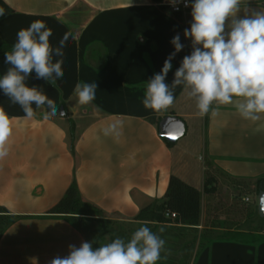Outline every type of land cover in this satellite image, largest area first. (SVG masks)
Instances as JSON below:
<instances>
[{
  "label": "crops",
  "instance_id": "0c3cea01",
  "mask_svg": "<svg viewBox=\"0 0 264 264\" xmlns=\"http://www.w3.org/2000/svg\"><path fill=\"white\" fill-rule=\"evenodd\" d=\"M3 1L13 12L0 19V50L11 48L0 51V77L10 67L4 53L12 50L18 31L31 22L42 20L51 29L53 48L65 33L71 35L63 57L53 58L63 60V77L56 87L36 79L34 72L25 81L58 109L62 107L66 116L45 120L46 106L33 105L36 116L28 119L18 104L0 93V109L14 129L9 155L0 159V206L22 216L0 236V264H49L56 256H67L69 245L79 247L86 241L65 218L46 215L73 175L74 160L67 145L70 121L75 126L78 189L106 219L143 224L134 220L139 209L164 196L172 174L201 192L199 223L151 225V229L158 234L165 230L166 244H189L186 264H264V241L209 236L221 228L207 224L206 211V204L217 199L221 178L241 185L250 181L254 190V181L264 176V114L258 121L245 120L233 105H223L201 117L182 86L174 90V104L166 111L154 112L142 103L147 81L160 73L175 51L172 38L182 36L184 48L172 59L166 83L171 85L183 57L192 52L183 27L188 9L179 19L151 0ZM263 1L246 0L250 8L260 11H264ZM82 82L98 85L96 98L83 106L74 92ZM166 115L180 118L186 127L184 138L172 146L146 120ZM114 121L121 122V135L105 136L103 129ZM206 169L216 177L211 194L203 192ZM245 199L254 211L257 199Z\"/></svg>",
  "mask_w": 264,
  "mask_h": 264
},
{
  "label": "clouds",
  "instance_id": "9594fccd",
  "mask_svg": "<svg viewBox=\"0 0 264 264\" xmlns=\"http://www.w3.org/2000/svg\"><path fill=\"white\" fill-rule=\"evenodd\" d=\"M170 2L173 6L183 2L185 7H191L192 22L184 36L191 39L192 52L183 57L171 85L166 83L172 59L184 48L179 34L172 38L175 51L166 58L160 73L147 81L143 106L154 112L166 111L174 104V90L182 86L187 98L195 101L201 117L219 106L233 105L243 119L258 121L264 114V11L250 8L246 0ZM241 11L245 13L242 17L238 15ZM3 15L5 10L0 8ZM51 35L44 21L35 20L27 29L18 31L12 50L4 53L10 67L0 77V93L18 104L28 119L36 116L33 105L36 109L46 106L45 120L67 115L42 91L25 82L34 72L36 79L56 87L57 80L63 77V60L54 62L53 58L63 57L71 33H65L55 48L50 44ZM97 88L95 82L77 83L74 92L78 103L90 104ZM121 128V122L114 121L103 129V134L118 138ZM13 130L12 120L0 109V159L9 155ZM165 243L144 225L127 242L117 237L97 248L88 241L79 247L69 245L67 256H56L49 264H157L161 253L168 252Z\"/></svg>",
  "mask_w": 264,
  "mask_h": 264
},
{
  "label": "trees",
  "instance_id": "16d2710c",
  "mask_svg": "<svg viewBox=\"0 0 264 264\" xmlns=\"http://www.w3.org/2000/svg\"><path fill=\"white\" fill-rule=\"evenodd\" d=\"M155 3L161 10H168L161 2L162 0H151ZM192 0H190L191 4ZM261 3H264L261 2ZM0 8L5 10V15L0 16V19L9 15L13 12L12 8L9 7L7 3L3 0H0ZM189 14L187 15L186 22L184 24V30L190 28L192 16H191V7L188 8ZM180 17V13H176ZM181 19V17L179 18ZM191 45V39H190ZM192 48V46H191ZM11 49L10 47H2V51ZM146 120L157 126L158 132L159 126L158 123L161 120L160 117L149 116ZM161 136V135H160ZM161 138L167 146H172L173 143L167 142L162 136ZM75 126L72 121L69 122L67 129V145L69 152L74 160L73 175L69 185L64 191L63 195L59 200L52 205L46 212L47 216L51 217H63L65 218L76 230L83 234L86 241L91 242L93 248H97L104 244L110 243L115 238L119 237L124 239L126 242L130 240L131 235H127L126 231L120 232L117 236L110 233L108 225L110 223H116L115 221L105 218L103 211L94 203L86 200L81 195L77 182L75 179V168L77 165V153L75 150ZM216 182V177L212 174H208V170L205 171V181L203 192L211 194L215 191L216 187L214 183ZM255 191L258 192L260 188H264V176L257 178L254 181ZM255 213H257L255 208ZM174 213L175 217L170 218L165 214ZM201 215V192L185 183L179 177L175 175H170L168 180V185L164 196L160 199H154L147 205L141 207L135 216L134 220L143 223L150 227V225H162V224H179L181 226H196L199 223ZM22 216L14 215L9 213L7 209L3 206H0V236L4 231L18 218ZM260 221L264 223V218H260ZM153 228V227H152ZM151 229V228H150ZM175 230H180V228H174ZM152 232H155V229H151ZM165 230L161 231V235L164 234ZM257 236H252V233H243L236 232V236H250L254 240H241V241H255L262 242L264 241V232H255ZM105 235H109L110 240L104 241ZM181 234H176V237H179ZM180 248L182 256L188 253L189 244H170L172 250H175V247ZM175 246V247H174ZM165 248L167 245L165 244ZM163 253H161V256ZM163 257V256H162ZM169 260L173 263L174 256L171 254ZM171 263V264H172ZM157 264H165L163 260L157 262Z\"/></svg>",
  "mask_w": 264,
  "mask_h": 264
},
{
  "label": "rangeland",
  "instance_id": "374dc122",
  "mask_svg": "<svg viewBox=\"0 0 264 264\" xmlns=\"http://www.w3.org/2000/svg\"><path fill=\"white\" fill-rule=\"evenodd\" d=\"M181 137L179 140H182ZM240 185L236 187V183ZM244 185H241L240 181L235 179L223 177L219 180V185L217 186V199L211 200V203L206 204L207 206V224L211 228H221V230L214 231L209 236L214 237H231L233 239L239 240H254L250 236H236V232H229L228 229L238 230L243 233H252V236H257L255 232H264V223L260 221L257 213L250 208V201H243V197H248L249 200L257 199L255 189L251 190V183L244 181ZM252 192V193H251ZM250 195V197H249ZM144 224L132 223V222H116L110 223L108 225L110 233L117 236L120 232L126 231L127 235H131ZM147 226V225H146ZM149 227V226H148ZM151 228V225L150 227ZM164 241L166 240L163 236L164 234H158ZM109 235H105L104 241H109ZM166 244V243H165ZM167 245L168 252H162L163 257L167 255V259L161 258L165 264H171L169 260L170 255L174 256L172 264H186L187 256H182V253L179 251L178 246H174L175 250H172L170 244Z\"/></svg>",
  "mask_w": 264,
  "mask_h": 264
},
{
  "label": "water",
  "instance_id": "95a60500",
  "mask_svg": "<svg viewBox=\"0 0 264 264\" xmlns=\"http://www.w3.org/2000/svg\"><path fill=\"white\" fill-rule=\"evenodd\" d=\"M180 38L184 40L182 36H180ZM60 109H62V107H60ZM158 126L161 136L169 143H175L185 134V123L183 120L173 115L162 117ZM256 211L259 218H264V188L258 190Z\"/></svg>",
  "mask_w": 264,
  "mask_h": 264
},
{
  "label": "built area",
  "instance_id": "2783aa9c",
  "mask_svg": "<svg viewBox=\"0 0 264 264\" xmlns=\"http://www.w3.org/2000/svg\"><path fill=\"white\" fill-rule=\"evenodd\" d=\"M161 3L164 6H166L169 11H171L173 13H181V12H184L185 10H187L190 7V6L189 7H185L184 4H183V2L179 3L178 5L173 6V4L170 2V0H162ZM189 4H190V0H189ZM245 201H247V199H245ZM165 215L167 217H170V218H174L175 217V214L174 213L167 212Z\"/></svg>",
  "mask_w": 264,
  "mask_h": 264
}]
</instances>
